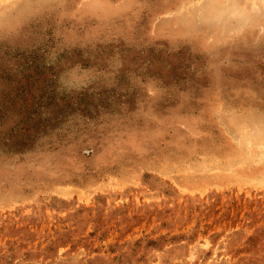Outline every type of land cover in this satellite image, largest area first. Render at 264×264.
I'll return each mask as SVG.
<instances>
[{
	"label": "rangeland",
	"instance_id": "374dc122",
	"mask_svg": "<svg viewBox=\"0 0 264 264\" xmlns=\"http://www.w3.org/2000/svg\"><path fill=\"white\" fill-rule=\"evenodd\" d=\"M263 146L264 0H0V264H264Z\"/></svg>",
	"mask_w": 264,
	"mask_h": 264
},
{
	"label": "bare ground",
	"instance_id": "6f19581e",
	"mask_svg": "<svg viewBox=\"0 0 264 264\" xmlns=\"http://www.w3.org/2000/svg\"><path fill=\"white\" fill-rule=\"evenodd\" d=\"M225 12V14H226V11H224ZM241 16V15H240ZM263 142V141H262ZM264 147V146H263Z\"/></svg>",
	"mask_w": 264,
	"mask_h": 264
}]
</instances>
